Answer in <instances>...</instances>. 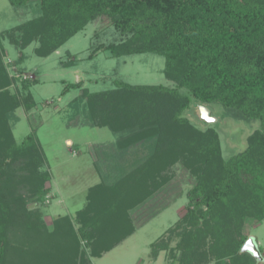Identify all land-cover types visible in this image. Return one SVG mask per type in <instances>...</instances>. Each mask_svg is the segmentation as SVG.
Here are the masks:
<instances>
[{
  "label": "trees",
  "instance_id": "1",
  "mask_svg": "<svg viewBox=\"0 0 264 264\" xmlns=\"http://www.w3.org/2000/svg\"><path fill=\"white\" fill-rule=\"evenodd\" d=\"M9 2L32 10V18L1 33L20 49L37 41L35 53L48 57L108 16L126 38L105 50L116 57L162 55L175 85L121 79L98 91L83 88L82 80L66 85L81 89V123L107 127L117 141L95 145L101 181L89 188L87 206L75 221L61 215L50 228L34 207L50 180L39 170L37 128L17 142L10 123L18 108L34 106L29 90L37 81L22 80L14 90L0 44V264H77L81 238L95 255L110 251L135 230L130 210L161 188L178 162L197 182L184 216L166 239L151 244L153 258L170 250V264H258L241 248L248 220H264V0ZM215 103L235 119L259 123L245 148L227 158L217 130L185 115L194 104Z\"/></svg>",
  "mask_w": 264,
  "mask_h": 264
},
{
  "label": "rangeland",
  "instance_id": "2",
  "mask_svg": "<svg viewBox=\"0 0 264 264\" xmlns=\"http://www.w3.org/2000/svg\"><path fill=\"white\" fill-rule=\"evenodd\" d=\"M30 18L31 9L21 10L9 0H0V44L4 48L5 62L10 63L7 67L14 80L13 89L21 90L22 80L37 81L29 90L35 100L34 106L29 110L18 108L10 123L17 142L23 141L33 127L37 128L36 140L42 151L38 166L40 171L49 174L50 180L43 200L34 207L41 210L51 228L54 219L61 215L68 214L75 221L78 213L87 206L89 188L101 181L95 164V145L117 141L109 128L81 123L85 118V101L77 106L81 89L66 90V85L82 80L83 88L98 91L114 88L117 79L135 85L174 86L175 82L165 76V57L162 55L146 52L116 57L105 50L103 45L126 38L108 16L89 22L48 57L35 53L37 41L20 49L9 36L1 35L5 29ZM95 49L100 50L95 53ZM200 108L208 109L211 119H206ZM224 112L220 104H194L185 115L197 127L217 130L222 155L227 158L245 148L247 137L259 128V123L235 119ZM169 175L172 176L161 188L130 210L135 227L131 235L99 255H95L94 249L85 245L86 239L81 238L77 264H170V250L161 251L154 259L151 244L160 238L166 239L170 229L184 216L190 206L189 193L197 181L179 162L171 168ZM246 231L256 240L264 257V220L249 219ZM178 240L174 237L171 246L174 247ZM258 264H264V261Z\"/></svg>",
  "mask_w": 264,
  "mask_h": 264
},
{
  "label": "water",
  "instance_id": "3",
  "mask_svg": "<svg viewBox=\"0 0 264 264\" xmlns=\"http://www.w3.org/2000/svg\"><path fill=\"white\" fill-rule=\"evenodd\" d=\"M201 112L203 114V116L206 119H211L209 118L210 115V111L206 108H200ZM242 252H250L254 258L260 262V261H264V257L262 255V252L258 246V243L256 242V240L253 237H249L247 239V241L244 243L243 247L241 248Z\"/></svg>",
  "mask_w": 264,
  "mask_h": 264
}]
</instances>
